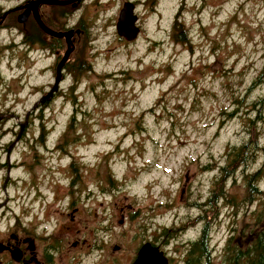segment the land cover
<instances>
[{
	"label": "rangeland",
	"instance_id": "374dc122",
	"mask_svg": "<svg viewBox=\"0 0 264 264\" xmlns=\"http://www.w3.org/2000/svg\"><path fill=\"white\" fill-rule=\"evenodd\" d=\"M25 1L0 0V20ZM126 1H137L141 32L133 42L116 32ZM177 14L189 43L174 38ZM71 18L92 38L79 39L89 70L78 82L64 70L45 108L35 105L54 85L57 54L27 49L20 30H0L1 143L17 141L7 190L0 172V202L9 198L40 228L60 224L69 233L65 252L86 239L93 250L76 256L78 264H93L114 244L130 260L145 236L170 264H185L202 225L192 223L199 210L190 203L206 200L228 148L251 135L264 146V84L254 85L264 66V0H86ZM263 163L260 154L228 182L239 205L221 203L214 264H224L228 240L262 210L263 195L243 199L246 173L262 169L264 192ZM123 213L131 215L124 225ZM177 227H185L178 237L163 235Z\"/></svg>",
	"mask_w": 264,
	"mask_h": 264
},
{
	"label": "trees",
	"instance_id": "16d2710c",
	"mask_svg": "<svg viewBox=\"0 0 264 264\" xmlns=\"http://www.w3.org/2000/svg\"><path fill=\"white\" fill-rule=\"evenodd\" d=\"M155 1V0H152ZM62 10L59 16L63 21L62 28L58 29L67 30L64 28L66 19L68 15L73 12L70 7H57ZM18 11L11 10L8 12L4 18V26L8 28H15L20 30L21 34L25 33V23H20L18 21ZM5 15V14H4ZM3 15V16H4ZM179 15H176L173 28H174V38L177 42L183 44L189 43L190 38L188 36V31L184 27V24L178 19ZM40 31V30H39ZM45 36L44 34H38L35 32L31 38L32 45L39 43L41 48H43L42 43L39 40L40 36ZM83 34L76 35L75 39L77 46L75 51L71 54L68 62L65 65L66 74L73 77L75 82H78V77H80L87 70L85 64V58L82 59V49L80 46L79 39ZM24 39V36H23ZM92 40V38H90ZM90 39L87 38V34L84 33L85 43H89ZM26 40V39H24ZM78 40V41H77ZM26 42V41H25ZM49 43L53 44L52 53L57 54L56 63L58 64L62 58V51L66 48L64 43L62 49H56V43L59 42L58 39L51 38L48 40ZM85 48V45L83 46ZM51 49L48 47L47 50ZM86 51V50H85ZM92 69V67H91ZM264 84V66L254 81L256 83ZM45 92L44 94H46ZM53 100L51 98L47 102L43 103L41 108H45ZM260 105L264 103V99L259 101ZM261 113V110H260ZM5 114L3 115V117ZM2 123L5 122L3 118L0 120ZM73 128V122L69 125L68 129ZM6 131L0 132V136L4 135ZM262 154L264 157V146L259 144L256 135H251L249 139L240 146H233L228 148L226 152L225 164L220 167L219 174L214 178L210 193L204 202L196 201L190 203L191 206L197 208L199 213L193 218L192 223H201V231L199 237L196 240L191 241L188 244V252L186 254L185 264H214L213 262V252H212V238L211 232L213 229L214 222L218 219L220 214V207L223 201L227 202L231 207H237L239 201L237 196H234L229 191L228 182L231 180L237 172L249 165L251 162H255L259 155ZM264 164V163H263ZM262 169L258 170V174L253 172L246 173L245 184L246 192L244 196V201L252 203L254 200L264 192L260 189L258 185L259 177L261 175ZM246 227L241 231V234L235 237H231L227 242V247L225 249V261L224 264H264V202L262 204V210L256 215V220L253 224L245 225ZM187 228V225H186ZM185 227L177 228H164L163 235L167 238H176Z\"/></svg>",
	"mask_w": 264,
	"mask_h": 264
},
{
	"label": "flooded vegetation",
	"instance_id": "af4514ba",
	"mask_svg": "<svg viewBox=\"0 0 264 264\" xmlns=\"http://www.w3.org/2000/svg\"><path fill=\"white\" fill-rule=\"evenodd\" d=\"M33 1L34 0H26L24 4L31 3ZM85 1L86 0H82L76 7H74L72 4L61 6L43 4L40 6L42 20L50 29L58 32V29L62 28L63 21L58 16L62 13V10H59L57 7H60L61 9H63V7H70L73 9L74 13H72L75 15L76 12L80 10V7L85 3ZM131 2L137 6V1ZM11 10H15V8ZM15 11H18L17 13L20 11L22 12V10ZM8 12L2 17V20H0V30L8 28L4 26L3 23ZM72 13L68 15V18L66 19L67 21L65 22L64 28L67 30L61 31H73V44L76 49L77 42L75 37L76 35L86 33V26L85 24L81 23L82 19L80 21L79 18L72 20ZM24 23L25 33L22 34V36H24V39L26 40L22 39V43H24V46L27 49H30V47L33 46L31 38L33 37V34L37 32L39 35H45L40 36L39 40L43 45L42 49H45L48 52L52 53L53 49V44L48 42L49 39L55 38L59 40V42L56 43V49L59 50L63 48L65 43L66 48L63 50V57L67 49L65 38L53 37L44 32L35 21L32 13ZM34 45L40 46L39 43H35ZM48 47H51V49L47 50ZM52 55L55 56L54 53H52ZM58 64L55 61V64L52 66L53 71L57 70ZM54 96L52 98H54ZM2 117L3 116H0V119H2ZM6 136L7 134L0 136V150L6 152V159L3 160L2 157H0V172H3L5 169L7 172L6 177L2 178V189L4 190H7L8 185L13 183V179L10 176V171L12 167L15 166V163L11 162V148L17 142L16 141L10 144L1 143V141ZM21 139L22 133H19L17 135V140ZM8 203L9 198H4L0 202V264H71L76 262V256L79 257L81 255L87 257V255L90 254L92 245L91 243H88L86 239L82 241H73L65 252L66 238L64 235L66 234L67 236L69 233H64L60 224L56 223L50 225L49 228H40L39 223L36 220L32 221L26 212L23 210L16 211L13 207H10ZM127 215L128 218H130L131 215L129 213H127ZM127 215L124 213L122 214V225L125 224V220H128ZM123 217L126 218L123 219ZM73 220L74 218H72L70 221ZM151 235L153 236V233ZM146 243H151L155 246L154 239H149V236L142 237L130 260H126L127 256L124 254L125 251L123 245L114 244L109 248V250H104L102 257L100 255L98 260L93 264H134L138 257L139 250ZM86 247H90V250H87ZM63 253H66L65 257ZM74 264H78V262Z\"/></svg>",
	"mask_w": 264,
	"mask_h": 264
},
{
	"label": "water",
	"instance_id": "95a60500",
	"mask_svg": "<svg viewBox=\"0 0 264 264\" xmlns=\"http://www.w3.org/2000/svg\"><path fill=\"white\" fill-rule=\"evenodd\" d=\"M81 1L82 0H34L31 3L24 4L22 7L15 8V10H22V12L18 15V21L20 23H24L32 13L35 21L44 32L53 37L65 38L67 44L64 56L57 65L54 85L47 94L42 96V98L36 103L35 107H39V105L47 102L59 91L60 84L63 79L64 67L75 50V46L73 44V31L57 32L50 29L42 20L40 6L43 4L53 6L72 4L76 7ZM135 10L136 5L131 1H127L124 3L118 14L116 32L120 38L125 39L127 42L135 41L141 32V28L138 26L139 17ZM134 264H170V260L158 246L146 243L139 250L138 257Z\"/></svg>",
	"mask_w": 264,
	"mask_h": 264
}]
</instances>
